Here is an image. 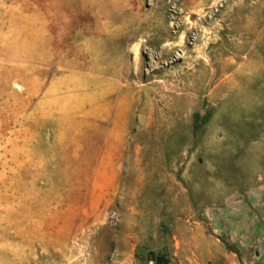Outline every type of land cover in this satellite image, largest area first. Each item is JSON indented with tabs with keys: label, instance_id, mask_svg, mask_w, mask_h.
<instances>
[{
	"label": "rangeland",
	"instance_id": "1",
	"mask_svg": "<svg viewBox=\"0 0 264 264\" xmlns=\"http://www.w3.org/2000/svg\"><path fill=\"white\" fill-rule=\"evenodd\" d=\"M153 254L264 264V0H0V264Z\"/></svg>",
	"mask_w": 264,
	"mask_h": 264
},
{
	"label": "trees",
	"instance_id": "2",
	"mask_svg": "<svg viewBox=\"0 0 264 264\" xmlns=\"http://www.w3.org/2000/svg\"><path fill=\"white\" fill-rule=\"evenodd\" d=\"M207 122V116H205L202 120H200L198 114L193 115V125L192 132L196 135V133L200 130V127ZM148 261H152L153 264H169L168 259L164 254H153Z\"/></svg>",
	"mask_w": 264,
	"mask_h": 264
},
{
	"label": "built area",
	"instance_id": "3",
	"mask_svg": "<svg viewBox=\"0 0 264 264\" xmlns=\"http://www.w3.org/2000/svg\"><path fill=\"white\" fill-rule=\"evenodd\" d=\"M148 264H153V262L152 261H148Z\"/></svg>",
	"mask_w": 264,
	"mask_h": 264
}]
</instances>
